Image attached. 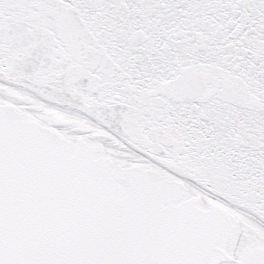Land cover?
I'll return each instance as SVG.
<instances>
[{"label": "snow or ice", "instance_id": "snow-or-ice-1", "mask_svg": "<svg viewBox=\"0 0 264 264\" xmlns=\"http://www.w3.org/2000/svg\"><path fill=\"white\" fill-rule=\"evenodd\" d=\"M0 264H264V0H0Z\"/></svg>", "mask_w": 264, "mask_h": 264}]
</instances>
